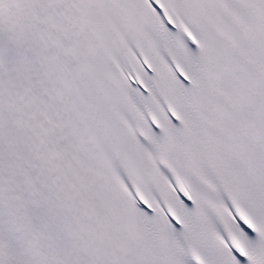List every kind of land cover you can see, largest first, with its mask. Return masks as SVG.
<instances>
[{
    "label": "snow or ice",
    "instance_id": "obj_1",
    "mask_svg": "<svg viewBox=\"0 0 264 264\" xmlns=\"http://www.w3.org/2000/svg\"><path fill=\"white\" fill-rule=\"evenodd\" d=\"M0 264H264V0H0Z\"/></svg>",
    "mask_w": 264,
    "mask_h": 264
}]
</instances>
